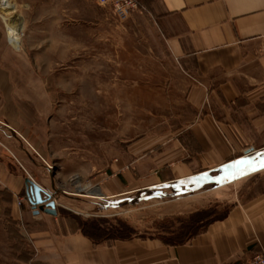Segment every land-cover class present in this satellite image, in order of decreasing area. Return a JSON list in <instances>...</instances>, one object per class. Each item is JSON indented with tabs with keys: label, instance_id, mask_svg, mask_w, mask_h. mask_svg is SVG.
<instances>
[{
	"label": "crops",
	"instance_id": "0c3cea01",
	"mask_svg": "<svg viewBox=\"0 0 264 264\" xmlns=\"http://www.w3.org/2000/svg\"><path fill=\"white\" fill-rule=\"evenodd\" d=\"M139 7L154 17L178 58L194 114L164 140L128 144L88 189L98 188L95 200L108 206L130 194L194 202L218 195L253 173L233 179L226 165L264 153V0H139ZM9 42L0 21V216L31 242L38 262L237 264L264 252V189L180 245L157 237L95 244L78 229L43 228L46 213L35 214L25 182L31 177L50 191L37 157L41 113L24 95L23 67Z\"/></svg>",
	"mask_w": 264,
	"mask_h": 264
},
{
	"label": "rangeland",
	"instance_id": "374dc122",
	"mask_svg": "<svg viewBox=\"0 0 264 264\" xmlns=\"http://www.w3.org/2000/svg\"><path fill=\"white\" fill-rule=\"evenodd\" d=\"M13 1L23 31L21 48L10 45L23 67L24 95L41 113L40 179L57 203L56 216L43 214V228L64 234L84 222L110 229L121 222L134 229V236L168 239L191 227L193 218H219L264 189V170H258L196 202L130 194L108 206L85 196L128 144L164 140L191 120L189 83L147 9L138 6L121 21L97 0ZM0 21L8 42L1 15ZM35 261L31 242L0 216V264Z\"/></svg>",
	"mask_w": 264,
	"mask_h": 264
},
{
	"label": "trees",
	"instance_id": "16d2710c",
	"mask_svg": "<svg viewBox=\"0 0 264 264\" xmlns=\"http://www.w3.org/2000/svg\"><path fill=\"white\" fill-rule=\"evenodd\" d=\"M228 211L223 216L214 219L207 218L205 214L203 216L202 215L197 216L196 218H193L191 220L190 222L192 224L191 227H186L185 229L181 230V232L175 235L173 233L174 237L168 239L165 237H157V238H160L163 242L170 245H180V244L188 243L195 236L205 232L208 226L212 222L225 218L227 216ZM205 220H207L206 223H202V225L200 226V223ZM78 230H80L85 236L89 237L95 244L112 242L116 240H129L135 237L146 238L145 236H134L135 233L134 229L127 223H121V222L119 228H113V229L105 228V227L103 228L102 226H98L96 223L90 225L88 222H84L79 225ZM151 237H156V236H151ZM22 242L23 241H21V243ZM34 263L44 264L38 261H35Z\"/></svg>",
	"mask_w": 264,
	"mask_h": 264
},
{
	"label": "water",
	"instance_id": "95a60500",
	"mask_svg": "<svg viewBox=\"0 0 264 264\" xmlns=\"http://www.w3.org/2000/svg\"><path fill=\"white\" fill-rule=\"evenodd\" d=\"M25 182L27 186V197L35 210V214L45 212L56 216L58 214L57 203L53 196L31 177H27Z\"/></svg>",
	"mask_w": 264,
	"mask_h": 264
},
{
	"label": "bare ground",
	"instance_id": "6f19581e",
	"mask_svg": "<svg viewBox=\"0 0 264 264\" xmlns=\"http://www.w3.org/2000/svg\"><path fill=\"white\" fill-rule=\"evenodd\" d=\"M15 3L13 0H0V15H2L9 34L10 43L19 50L21 48V35L23 31V26L21 22H19L14 17ZM98 189V188H95ZM89 191L90 195H85L92 198H99V195L94 192V190ZM97 194V195H93ZM101 199V198H100Z\"/></svg>",
	"mask_w": 264,
	"mask_h": 264
},
{
	"label": "built area",
	"instance_id": "2783aa9c",
	"mask_svg": "<svg viewBox=\"0 0 264 264\" xmlns=\"http://www.w3.org/2000/svg\"><path fill=\"white\" fill-rule=\"evenodd\" d=\"M97 3L100 6L111 8L121 21L128 19L132 11L139 6V0H97ZM237 264H264V252H259L248 261Z\"/></svg>",
	"mask_w": 264,
	"mask_h": 264
},
{
	"label": "snow or ice",
	"instance_id": "6c2138e0",
	"mask_svg": "<svg viewBox=\"0 0 264 264\" xmlns=\"http://www.w3.org/2000/svg\"><path fill=\"white\" fill-rule=\"evenodd\" d=\"M226 168L234 170L233 179L239 175H246L250 172L264 170V153L259 154V158H248L234 161L231 165H226ZM201 177L200 179H204Z\"/></svg>",
	"mask_w": 264,
	"mask_h": 264
}]
</instances>
